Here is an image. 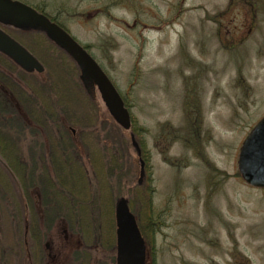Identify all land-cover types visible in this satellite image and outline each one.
Segmentation results:
<instances>
[{
    "label": "rangeland",
    "instance_id": "obj_1",
    "mask_svg": "<svg viewBox=\"0 0 264 264\" xmlns=\"http://www.w3.org/2000/svg\"><path fill=\"white\" fill-rule=\"evenodd\" d=\"M20 1L55 17L87 49L143 128H121L98 91L94 99L88 96L74 61L42 33L2 26L44 70L25 73L0 55V86L16 81L34 102L56 112L25 135L12 134L7 151L16 148L28 165L40 157L37 162L50 171V151L60 158L65 153L66 163L81 168L87 192H96L85 202L81 196L77 207L62 205L50 222L41 219L43 264H71L74 250L83 246L90 249L88 264H115V200L131 197L136 218L138 211L145 218V193L161 221L145 237L146 264H264V188L247 185L237 169L239 147L264 115V0ZM187 106L199 122L191 127L197 150L167 133L190 131ZM131 133L148 156L139 189L131 188L140 172ZM106 145L119 170L107 176L121 180L112 197L97 193L91 165L96 155L104 170L112 166L109 157L101 159L110 155ZM15 179L0 162V264H29L31 258L23 248ZM35 203L42 215V204ZM56 227L54 247L50 234Z\"/></svg>",
    "mask_w": 264,
    "mask_h": 264
},
{
    "label": "trees",
    "instance_id": "obj_2",
    "mask_svg": "<svg viewBox=\"0 0 264 264\" xmlns=\"http://www.w3.org/2000/svg\"><path fill=\"white\" fill-rule=\"evenodd\" d=\"M35 8L39 11L44 12L40 7ZM48 16L63 27V25L55 17L50 15ZM8 85L10 86L7 88L0 86V158L6 163L7 167L10 170V173L16 178L15 185L17 189L20 188L21 190L20 199L22 197V212H24L22 215V220L24 221L25 225V229L23 230V234L25 237V241H23L24 251L25 253L28 252V254H30V257L32 258H30V264H43L44 251L42 249V241L45 236L39 223L41 219L43 218L44 221L50 222L57 216V213L58 211H60V207L62 205L70 207L75 204V206L77 207L79 205V198L81 196H84L83 202H85L88 198L89 192H91V196H95L96 192L90 191V188L89 192H87V185L85 178L82 176L83 173L81 168L76 166V164L74 163H66L67 155L63 153L64 150H61V153H63L61 155V158L58 155L55 156V152L53 153L52 151H50L49 156L53 165L52 171L46 169L45 165L39 164L37 162L39 161L40 157L35 160L36 163L28 165V163L22 161L23 158L16 148H9L10 152L9 150L7 151L9 143L12 142V134L16 133L25 135L26 129L31 128L35 125H44V119L56 115V112H52L46 107L42 108L43 106L41 107L38 102H34V99H32V93L29 91V93L26 94L25 90H23L16 81H12L11 83H8ZM124 103L128 107V104L125 100ZM190 112L192 111H190L189 106H187V110H185V119L189 123L188 127L190 128V131L188 133L186 132L185 134H180V131L174 132L173 129L168 130L167 133L172 135L171 139L173 141L178 140L182 143H184L183 141H185V145L187 147L190 146L194 150H197L199 148V138L194 134L195 131L191 130V127L195 129L197 127L196 124H199V122L198 118L194 117ZM13 125L17 126L16 129H12L11 126ZM131 129H133V131L135 132L138 130H143V128L135 125L133 119H131ZM30 132H32L34 135L37 134V131H35L34 129L30 130ZM186 134H189L190 138L184 136ZM185 138L190 139L191 142L187 141V139L185 140ZM35 146H37V144L32 145L31 147L35 148ZM139 147L141 149V154L137 157L139 158V160L142 159L146 161L148 159V156L146 150L144 149V143L140 142ZM108 150L110 152V155L103 156L101 159L109 157L112 166L104 170V168L101 167L100 158L96 155L91 158V165L93 167V172L96 178H98L97 188L99 192L97 193H100V195L102 194V196H106L108 193V195L112 197V195L114 196L115 193L114 189L118 188L117 186H121V180L119 178V174L115 176L113 173V177L111 178V180H109L107 176V171H119L117 170L118 166L116 167V156L114 155V153H112L111 149H108L106 145L105 151L108 152ZM196 152L199 155H202V158L206 161V158L203 154H201L200 150ZM37 156L39 155L36 150L32 152L31 158L33 157L36 159ZM75 156L78 157V155ZM114 177H116L117 180V184L115 186L113 182ZM139 187V185H133L131 188L139 189ZM141 199L145 204H147L148 202V206H146L145 218L144 213L142 217L141 212L139 213L138 211V213L136 214V219L141 233L145 239V237L149 238V234H152L158 229V227L161 225V221L159 220V214L155 215L153 212V209L150 205L151 196L149 195V193H145V196L141 197ZM33 200L37 201V203L42 204V215L35 209L36 203ZM129 205L132 210L133 200L131 197L129 198ZM71 210L72 209L70 208L69 211ZM29 242L32 243L33 252L30 250L31 244L29 245ZM28 245L30 246V248ZM36 247L38 250L37 255H35ZM86 250L87 249L85 246L75 249L71 264H88L89 259L91 258L89 251L90 249L87 251Z\"/></svg>",
    "mask_w": 264,
    "mask_h": 264
},
{
    "label": "water",
    "instance_id": "obj_3",
    "mask_svg": "<svg viewBox=\"0 0 264 264\" xmlns=\"http://www.w3.org/2000/svg\"><path fill=\"white\" fill-rule=\"evenodd\" d=\"M0 22L21 30L43 32L55 45L63 49L75 62L79 78L91 99L99 92L100 99L115 122L124 130L131 127V115L123 98L99 63L86 48L49 16L20 0H0ZM0 52L27 72H42L43 64L21 43L0 28ZM74 131L73 128H71ZM132 146L139 155L141 150L130 134ZM137 184L144 176V161H140ZM237 169L243 181L255 188H264V115L255 123L243 139L238 155ZM115 264H146V244L129 207L128 198L119 196L114 204Z\"/></svg>",
    "mask_w": 264,
    "mask_h": 264
},
{
    "label": "flooded vegetation",
    "instance_id": "obj_4",
    "mask_svg": "<svg viewBox=\"0 0 264 264\" xmlns=\"http://www.w3.org/2000/svg\"><path fill=\"white\" fill-rule=\"evenodd\" d=\"M2 26H10V27H13V28H16V27H14V26H12V25H5V24H3V23H1L0 22V27L5 31V32H7L10 36H12L7 30H5ZM16 29H19V28H16ZM19 30H21V29H19ZM21 31H24V32H31V31H34V30H21ZM34 32H40V31H34ZM40 33H42V35H44L45 37H46V35L43 33V32H40ZM14 39H16L19 43H21L22 45H24L21 41H19L17 38H15L14 36H12ZM47 38V37H46ZM48 39V38H47ZM49 40V39H48ZM51 41V40H50ZM52 42V41H51ZM53 43V42H52ZM25 46V45H24ZM26 47V46H25ZM27 48V47H26ZM28 49V48H27ZM29 50V49H28ZM0 55H2V56H4V58H6L8 61H10L11 62V64L13 65V66H17L12 60H10L5 54H3V53H1L0 52ZM18 67V66H17ZM21 70V69H20ZM4 73H6V72H4ZM25 73H31V72H25ZM4 75H6V74H4ZM8 76V78L10 79V75L8 74L7 75ZM11 79H13V78H11ZM75 133V131H72L71 130V134H74Z\"/></svg>",
    "mask_w": 264,
    "mask_h": 264
},
{
    "label": "clouds",
    "instance_id": "obj_5",
    "mask_svg": "<svg viewBox=\"0 0 264 264\" xmlns=\"http://www.w3.org/2000/svg\"><path fill=\"white\" fill-rule=\"evenodd\" d=\"M50 235H51V237H52V239L54 241V247H57V237H58V235H57V227L54 230V232L51 233Z\"/></svg>",
    "mask_w": 264,
    "mask_h": 264
}]
</instances>
